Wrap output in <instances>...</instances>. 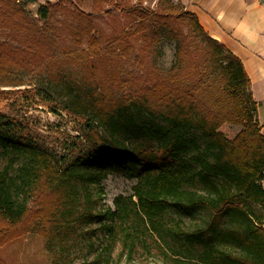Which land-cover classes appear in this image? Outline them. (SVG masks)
Here are the masks:
<instances>
[{"label":"trees","instance_id":"obj_1","mask_svg":"<svg viewBox=\"0 0 264 264\" xmlns=\"http://www.w3.org/2000/svg\"><path fill=\"white\" fill-rule=\"evenodd\" d=\"M133 1L93 0L94 13L112 6L128 19L103 47L92 14L74 12L65 61L81 65L88 83H63L59 71L47 70L48 85L64 91L65 108L86 118L88 147L78 157L66 165L0 114V248L34 232L48 251H66L75 224L129 216V205L97 208L102 180L118 172L137 179L131 204L160 240L201 243L196 264H264V135L244 64L179 0H159L157 9ZM59 6L40 7L41 29L17 0H0V28L20 40L0 42V96L8 92L2 87L22 86L24 74L54 61L50 22ZM155 28L175 43V62L154 82L125 78V62L140 42L146 51L157 39ZM124 86L119 96L114 90ZM226 124L242 130L230 138ZM200 210L225 225L185 231L183 218ZM114 247L115 240L105 245L101 264L110 263ZM134 247L125 241L129 254Z\"/></svg>","mask_w":264,"mask_h":264},{"label":"rangeland","instance_id":"obj_2","mask_svg":"<svg viewBox=\"0 0 264 264\" xmlns=\"http://www.w3.org/2000/svg\"><path fill=\"white\" fill-rule=\"evenodd\" d=\"M138 0H134L137 3ZM178 3L177 0H173ZM264 2V0H262ZM27 17L41 29L46 28V22L39 14L41 6L60 5L56 17L50 22L55 32L52 38L56 40L58 50L52 63H46L40 69L30 74H24V85L2 87L1 91H8L0 96V114L18 120L26 129L28 135L44 149L51 152L59 161L68 165L73 159L87 149L85 139L86 118L65 108V94L61 89L53 90L47 83V70L52 68L59 71L61 81L67 84L88 83L86 73L79 64L70 65L65 59V48L73 45L69 35V29L77 21L74 12L79 10L92 14L96 25V35L100 39V45L106 46L110 39L115 40V32L118 26L128 19L120 17L112 6H106L100 13L92 10L93 0H17ZM144 5L151 9L159 7V0H145ZM63 6L65 9H60ZM111 11V13L109 12ZM158 37L153 38L146 51L140 50L142 42L130 58L125 62L123 76L143 75L148 82H154L168 72L175 62V43L163 32V29L155 28ZM6 41L13 46L20 45L19 36L10 29L0 28V42ZM84 49L88 48L83 43ZM129 87V86H126ZM129 88L115 89L121 96ZM228 136L234 138L241 130V126L226 124ZM137 179H131L122 173L113 172L102 180L101 194L97 195L98 210L112 211L120 206H131V214L127 217H116L115 221L103 218L93 223L75 224L70 232L66 244V251L57 249L56 253L46 249V241L34 232L27 233L22 238L15 240L0 248V262L4 264H101L103 248L112 240L115 247L112 252V260L109 264H196L193 251L202 247L201 243L184 241V237L167 242L160 240L149 228L144 220L131 204V199L137 201L133 187ZM198 189L206 194L208 189L202 183H197ZM33 201H30V206ZM79 212H82L80 209ZM183 218V217H182ZM183 229L194 231L201 226L214 224L217 227L225 225L224 219L214 220L212 214L206 210H200L192 219L183 218ZM106 226L113 227L109 232ZM126 232L129 235H126ZM114 236L113 239L111 237ZM135 244L132 254L124 248L126 240Z\"/></svg>","mask_w":264,"mask_h":264},{"label":"crops","instance_id":"obj_3","mask_svg":"<svg viewBox=\"0 0 264 264\" xmlns=\"http://www.w3.org/2000/svg\"><path fill=\"white\" fill-rule=\"evenodd\" d=\"M207 33L241 59L258 103L264 135V2L262 0H179Z\"/></svg>","mask_w":264,"mask_h":264}]
</instances>
